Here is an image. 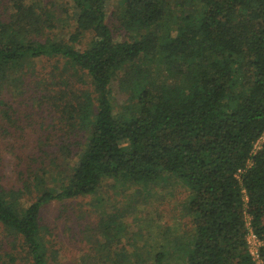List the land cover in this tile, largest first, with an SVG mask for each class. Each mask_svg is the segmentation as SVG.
I'll return each mask as SVG.
<instances>
[{"label":"trees","instance_id":"16d2710c","mask_svg":"<svg viewBox=\"0 0 264 264\" xmlns=\"http://www.w3.org/2000/svg\"><path fill=\"white\" fill-rule=\"evenodd\" d=\"M69 1L72 29L60 38L55 3L0 0V86L21 95L33 63L53 59L28 84L56 124L47 163L28 171L21 187L0 188L8 237L0 264L55 258L42 234L44 204L94 194L109 177L163 175L189 191L193 229L186 243L175 242L179 264H256L247 219L264 264V0H117L111 14L120 33L107 22L108 0ZM114 79L126 95L122 109L114 107ZM61 157L75 161L62 169ZM111 224L100 217L97 259L171 260L167 248L147 242L116 251L111 243L124 226Z\"/></svg>","mask_w":264,"mask_h":264},{"label":"rangeland","instance_id":"374dc122","mask_svg":"<svg viewBox=\"0 0 264 264\" xmlns=\"http://www.w3.org/2000/svg\"><path fill=\"white\" fill-rule=\"evenodd\" d=\"M35 1L42 3L47 0ZM48 1L50 4L55 3L57 15L61 18L53 35L66 38L72 29L71 22L74 18L71 3L69 0ZM116 4L117 0L107 1V22L111 28L115 26L114 33H120L111 14ZM88 37L86 34L82 39L81 47ZM45 61L33 63L36 70L27 72L25 91L21 95L13 87L0 86V188L21 187L28 171L38 167V162L47 163L44 152L49 149L54 138V114L44 104L38 106L36 99L39 92L28 84L38 74H46L54 62L53 59ZM73 80L75 86L85 87L78 77ZM111 87L114 107L122 109L126 95L119 89L117 79L112 81ZM6 112L9 115L6 116ZM260 143L261 139L255 146L259 147ZM74 161L75 157L64 161L61 157L58 163L62 169H67ZM188 194L187 187L171 175H163L149 182L109 177L101 182L94 194L44 204L40 209V224L45 228L42 234L48 253L52 252L55 256L54 259L48 258L49 264H112V260L108 261L102 256L97 259L92 254L96 237H101L96 229L101 216L111 228H114L111 223L117 219L124 226V231L112 241L111 248L119 251L124 247L131 251L136 245L141 250L147 242L160 249L161 246L167 248V257L171 258L167 264H179L175 258L178 254L174 249L175 242L180 245L186 243L191 238L193 229L186 206ZM26 199L27 197L23 200L27 202ZM3 240H8V237L0 228V244L4 246ZM127 258L123 259V264H136L134 255H130L129 261H125Z\"/></svg>","mask_w":264,"mask_h":264},{"label":"built area","instance_id":"2783aa9c","mask_svg":"<svg viewBox=\"0 0 264 264\" xmlns=\"http://www.w3.org/2000/svg\"><path fill=\"white\" fill-rule=\"evenodd\" d=\"M246 242L248 245V250L253 257L254 261L256 264H263L260 256H259V246L261 245L260 241L258 240L257 236L255 233L252 231L249 221L247 219L246 221Z\"/></svg>","mask_w":264,"mask_h":264}]
</instances>
